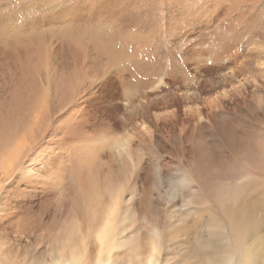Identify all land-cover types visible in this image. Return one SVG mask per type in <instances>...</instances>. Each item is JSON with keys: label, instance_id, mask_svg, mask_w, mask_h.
I'll return each mask as SVG.
<instances>
[{"label": "rangeland", "instance_id": "rangeland-1", "mask_svg": "<svg viewBox=\"0 0 264 264\" xmlns=\"http://www.w3.org/2000/svg\"><path fill=\"white\" fill-rule=\"evenodd\" d=\"M54 257L264 264V0H0V264Z\"/></svg>", "mask_w": 264, "mask_h": 264}, {"label": "bare ground", "instance_id": "bare-ground-1", "mask_svg": "<svg viewBox=\"0 0 264 264\" xmlns=\"http://www.w3.org/2000/svg\"><path fill=\"white\" fill-rule=\"evenodd\" d=\"M244 27V26H243ZM246 27V26H245ZM245 27H244V29H245ZM249 27L250 26H248V28L246 29V30H243L241 33H242V35L244 34V33H246L247 31H248V29H249ZM242 30V29H241ZM238 33H240V31L239 32H237V34ZM242 35H240L239 37H241ZM230 38H233V37H230ZM234 39V41H236V43H237V39H238V37H234L233 38ZM218 40V39H217ZM239 41V40H238ZM231 42H230V40L229 41H226V42H222V40H219V45L218 44H216V45H218V48H217V50L216 51H214L213 52V56H212V62H214L213 63V65L211 66V67H209L208 68V66L207 67H205V65L203 66V70L204 71H211L212 69H213V66L215 67L216 65H218L219 63H221L220 61L222 60L221 58L224 56H226V53H228V51L230 50V48L232 47V46H234V44H235V42L233 43V45L231 46V44H230ZM230 44V45H229ZM211 57V56H210ZM209 57V58H210ZM211 59V58H210ZM206 60V59H205ZM208 60V59H207ZM207 60H206V62H207ZM224 61V60H223ZM198 62V61H197ZM209 62V61H208ZM207 62V63H208ZM195 65H197V63L195 64ZM198 65H202L201 63H198ZM208 65V64H207ZM209 65H211V64H209ZM247 65V64H246ZM246 65L244 66V67H246ZM222 66V65H221ZM244 67H242V68H244ZM218 68V67H217ZM219 78H222V77H220V76H218L217 77V79H216V77H211V78H209L208 80H205V79H202L201 80V82H200V84H199V86H198V91L200 92L202 89H204V88H211L212 87V85H214L215 83H217V81H218V79ZM110 82V81H109ZM109 82H106L105 83V85H107ZM103 87V89H104V85L102 86ZM108 90H110L109 88H108ZM112 91L110 90L109 91V94L111 93ZM241 95L244 93V92H239ZM239 93H235L234 95H233V93L232 94H230V96L232 97V96H236V94H239ZM238 96H240V95H237V97ZM178 97V96H177ZM240 97H242V96H240ZM105 98V97H104ZM180 98V97H179ZM194 98V97H193ZM192 97H187L186 98V96H185V99L186 100H191V99H193ZM244 98V97H243ZM239 100V98L237 99V100H234V98H232V99H228V100H226V99H223V98H219V99H217V100H215V99H210V100H205V102H206V105H207V107H209L210 108V116L211 117H205L204 116V113L202 114V109H200V110H194V111H192V110H190V112L188 113V114H190V115H193L194 116V113H197L200 117H202L203 118V120H205L206 121V123H209V124H212V126H214V129H215V127H217V129L219 130V132L222 134L223 132H225L226 133V130L225 129H223V127H222V125H225V126H227V127H230V125L228 124V123H222V116L224 115V113H227V105H229V104H232L234 107H236L235 105H236V102ZM239 103V102H238ZM186 112H187V110H186ZM146 113V112H145ZM141 114V113H140ZM137 115H138V113H137ZM190 115H188V117H191ZM136 116V115H135ZM134 116V117H135ZM132 118V116L131 115H129V116H127V118H126V120H128V121H130V120H132L131 119ZM228 122V121H227ZM8 124V123H7ZM124 125H125V122L123 123ZM129 125V124H128ZM7 126V125H6ZM226 127V128H227ZM232 127V126H231ZM230 127V128H231ZM6 133V132H5ZM227 134V133H226ZM225 136V135H224ZM108 228V227H107ZM112 228V227H111ZM242 233V231L240 232V234ZM241 236H242V234H241ZM102 237H104V236H102ZM103 239V238H102ZM102 239H101V244L103 245H106V243L103 241V243H102ZM106 241V240H105ZM96 244H98V242H96ZM99 244H100V242H99ZM98 244V245H99ZM100 244V245H101ZM99 245V246H100ZM104 247H106V246H104ZM104 247H101V248H104ZM95 249H96V247H95ZM106 249V248H105ZM87 250V249H86ZM90 251V250H89ZM96 251H98V250H96ZM99 253H101V252H99ZM99 253H98V256H99ZM87 256V255H86ZM57 257V256H56ZM56 257H54V259H52V262L51 263H49V264H77L78 263V261L77 260H69V261H63L61 258H57V259H55ZM240 261L242 262V260H244V259H246V258H248V257H246L245 255H243V254H240ZM86 260H88V259H86ZM83 261V260H82ZM85 262H87V261H85ZM90 262V261H89ZM96 263V262H95ZM154 263V261L153 260H151L150 262H149V264H153ZM87 264V263H86ZM97 264H98V262H97ZM229 264H231V263H229Z\"/></svg>", "mask_w": 264, "mask_h": 264}]
</instances>
